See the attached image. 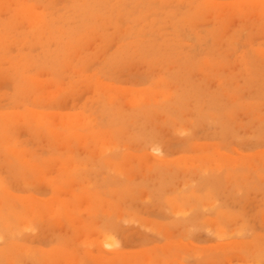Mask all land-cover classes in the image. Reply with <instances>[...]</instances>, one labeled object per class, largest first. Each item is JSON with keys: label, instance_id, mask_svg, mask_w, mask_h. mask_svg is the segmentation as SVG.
<instances>
[{"label": "rangeland", "instance_id": "rangeland-1", "mask_svg": "<svg viewBox=\"0 0 264 264\" xmlns=\"http://www.w3.org/2000/svg\"><path fill=\"white\" fill-rule=\"evenodd\" d=\"M263 169L264 0H0V264H264Z\"/></svg>", "mask_w": 264, "mask_h": 264}, {"label": "bare ground", "instance_id": "bare-ground-1", "mask_svg": "<svg viewBox=\"0 0 264 264\" xmlns=\"http://www.w3.org/2000/svg\"><path fill=\"white\" fill-rule=\"evenodd\" d=\"M40 20H41V19H40ZM163 93H164V92H163ZM148 95H149V94H148ZM160 95H161V94H160ZM165 96H166V95H165ZM165 96H163V97H165ZM151 97H152V96H151ZM160 97H161V96H160ZM142 98H143V97H141L140 99L143 100ZM147 99H148V98H147ZM147 99L143 100V102H144V101L146 102ZM150 99H151V98H149L148 100H150ZM155 100H156V99L153 98V100H151V102H153V104H154ZM160 100H161V99H160ZM138 101H139V100H138ZM161 101H163V100H161ZM136 102H137V101H136ZM145 102H144V103H145ZM148 102H149V101H147L146 103H148ZM151 102H150V103H151ZM156 102H157V101H156ZM137 103H139V105H140L141 102L139 101V102H137ZM150 103H149V104H150ZM157 104H158V103H157ZM160 104H161V103H160ZM161 105H162V104H161ZM161 105H160V106H161ZM146 106H150V105H146ZM78 120H79V119H78ZM64 122H65V121H64ZM77 123H80V122L78 121ZM62 124H64V123H62ZM74 124H76V121H75V123H73V122L71 121V122H67V123H65L64 125H62V127H63V129H65V128L68 129L69 126H72V125H74ZM47 125H49V124H47ZM52 125H53V126L56 125V127H58V123H56L55 125H54V124H52ZM60 126H61V125H60ZM85 129H86L85 125H83L82 127H80V130H85ZM99 134H101V133H99ZM101 138H102V137H101ZM114 138H115V136L113 137V139H114ZM110 141H112V139H110ZM99 142H100V141H98V143H99ZM7 143H8V142H7ZM7 143H5L4 145H8ZM104 143H106V144H104ZM104 143L102 142L101 144L99 143V145H98V144H97V145H98L99 147H104V146H100V145H107V142H104ZM113 143H114V141L112 142V145H113ZM4 145L2 144V147H3ZM110 145H111V144H110ZM112 145H111V146H112ZM114 145H115V146H114ZM114 145H113V147H116V143H115ZM98 146H97V147H98ZM108 146H109V145H108ZM108 146H107V147H108ZM105 148H106V147H105ZM214 153H216V152H214ZM208 154H209V153H208ZM211 154H212V153H211ZM212 156H213V155H212ZM214 156L216 157V155H214ZM189 157H190V156H189ZM190 158H191V157H190ZM219 159H220V158H219ZM222 159H223V158H222ZM236 160H237V159H236ZM222 161L230 162V161L227 160V159H225V160L223 159V160H220L219 163L222 162ZM227 162H226V163H227ZM223 163H224V162H222V163H220V164L223 165ZM226 163H225V164H226ZM215 164H216V163H215ZM230 166H231V165H230ZM216 167H217V166H216ZM224 167H225V166H224ZM257 167H258V166H257ZM227 168H228V167H227ZM229 168H230V167H229ZM258 168H259V167H258ZM263 170H264V169H263ZM257 171H258V170H257ZM241 172H242V171H241ZM258 172H259V171H258ZM239 173H240V172H239ZM242 173H243V172H242ZM242 173H241L240 175H242ZM259 173H260V175H261V173L263 174V171H262V172L260 171ZM259 173H257V176H259V175H258ZM234 175H235V174H234ZM243 175H245V174L243 173ZM261 176H262V175H261ZM259 177H260V176H259ZM258 179H259V178H258ZM83 192H84V191H83ZM83 192H82V193H83ZM2 193H3V192H2ZM85 193H87V192H85ZM176 193H177V192H176ZM7 195H8V194H7ZM176 195H177V194H176ZM98 196H99V195H98ZM181 196H182V195H181ZM181 196H180V198H181ZM195 196L197 197V195H195ZM173 197H174V196H173ZM95 198H96V197H95ZM95 198H94V199H95ZM177 198L179 199L178 196L176 197V199H177ZM76 199H79V198H76ZM94 199H93V200H94ZM97 199H98L97 201H99L101 198L99 199V197H98ZM183 199H184V198L182 197V200H183ZM93 200H92V201H93ZM3 201H4V200H3ZM176 201H177V200H176ZM8 202H10V201L8 200ZM63 202H65V200H64ZM94 202H95V200H94ZM171 202H172V201H171ZM179 202H180V201H179ZM179 202H178V203H179ZM66 203H67V202H66ZM66 203H65V204H66ZM175 203H177V202H175ZM175 203H174V204H175ZM14 204H15V205L17 204V206H19V203H18V202H17V203L15 202ZM14 204H10V206H11V205H14ZM171 204H173V203H171ZM93 205H94V203H93ZM177 205H178V204H177ZM183 205H184V204H183ZM26 206H27V205H26ZM26 206H25V207H26ZM48 206H50L49 208L47 207V209H48V211H49L50 208H51V205H48ZM88 206H90V205H88ZM178 206H179V205H178ZM178 206H177V207H178ZM13 207H14V206H13ZM13 207L11 206V208H10V207H9V208L12 209ZM19 207H20V206H19ZM182 207H183V206H182ZM16 208H18V207H15V209H16ZM38 208H39V207H38ZM19 209H21V207H20ZM17 210H18V209H17ZM18 213H19V212H18ZM170 245H171V244H170ZM163 257H164V256H163ZM169 257H170V256H168V258H169ZM166 258H167V257H166ZM171 258H172V257H171ZM163 260H164V258H163ZM100 261H101V260H100ZM103 261H104V260H103Z\"/></svg>", "mask_w": 264, "mask_h": 264}]
</instances>
